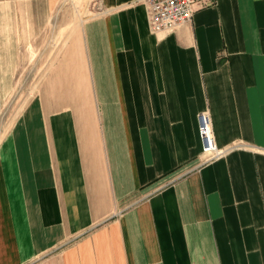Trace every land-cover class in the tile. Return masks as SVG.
<instances>
[{
    "label": "crops",
    "instance_id": "crops-1",
    "mask_svg": "<svg viewBox=\"0 0 264 264\" xmlns=\"http://www.w3.org/2000/svg\"><path fill=\"white\" fill-rule=\"evenodd\" d=\"M96 6L0 141V264H264V0Z\"/></svg>",
    "mask_w": 264,
    "mask_h": 264
},
{
    "label": "rangeland",
    "instance_id": "rangeland-1",
    "mask_svg": "<svg viewBox=\"0 0 264 264\" xmlns=\"http://www.w3.org/2000/svg\"><path fill=\"white\" fill-rule=\"evenodd\" d=\"M20 3L0 7L4 89L0 141L31 106L51 50L60 44L69 28L78 29L97 8V0H20Z\"/></svg>",
    "mask_w": 264,
    "mask_h": 264
},
{
    "label": "built area",
    "instance_id": "built-area-1",
    "mask_svg": "<svg viewBox=\"0 0 264 264\" xmlns=\"http://www.w3.org/2000/svg\"><path fill=\"white\" fill-rule=\"evenodd\" d=\"M149 9L150 24L154 31L172 30L188 21L198 6L216 4L217 0H143ZM199 131L203 142V152L208 158H216L221 148L213 134L211 116L208 111L199 114ZM219 147V148H218Z\"/></svg>",
    "mask_w": 264,
    "mask_h": 264
},
{
    "label": "bare ground",
    "instance_id": "bare-ground-1",
    "mask_svg": "<svg viewBox=\"0 0 264 264\" xmlns=\"http://www.w3.org/2000/svg\"><path fill=\"white\" fill-rule=\"evenodd\" d=\"M145 3V2H144ZM217 3V2H216ZM145 5H146V7H147V10H148V16H149V25H150V29L153 31V32H161V31H165V32H172V31H174L179 25H181V24H183V23H186V22H189V21H191L192 20V18H193V16H194V13H195V11L196 10H198V9H200V8H204V7H208V6H213V5H216V4H211V5H206V6H198V7H196L195 8V10H194V12H193V15H192V17L188 20V21H185V22H183V23H181V24H179V25H177L174 29H172V30H159V31H154L152 28H151V24H150V13H149V9H148V6H147V4L145 3ZM223 154V151L221 150V153L218 155V157H220L221 155ZM218 157H216V158H218ZM211 159H214V158H211Z\"/></svg>",
    "mask_w": 264,
    "mask_h": 264
}]
</instances>
